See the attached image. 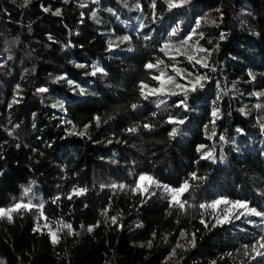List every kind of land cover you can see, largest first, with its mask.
Returning <instances> with one entry per match:
<instances>
[{
    "label": "trees",
    "instance_id": "1",
    "mask_svg": "<svg viewBox=\"0 0 264 264\" xmlns=\"http://www.w3.org/2000/svg\"><path fill=\"white\" fill-rule=\"evenodd\" d=\"M0 56V208L43 204L0 218V262L264 264V216L200 207L264 212V0H0Z\"/></svg>",
    "mask_w": 264,
    "mask_h": 264
},
{
    "label": "snow or ice",
    "instance_id": "2",
    "mask_svg": "<svg viewBox=\"0 0 264 264\" xmlns=\"http://www.w3.org/2000/svg\"><path fill=\"white\" fill-rule=\"evenodd\" d=\"M31 0H25V4H28L30 3ZM188 0H179V2H177V0H166V3L168 4V7L169 9H172V8H178V7H181L184 3H187ZM83 6V5H82ZM60 13L59 12H56L55 15H59ZM200 27V24L199 22H197L196 24V27L192 30V33L191 35H189L186 39L182 40L180 42V45L179 47L177 48V51L179 52L181 48H183L185 45H187L188 41L192 39V36L193 35H196V29H198ZM172 35H176V31H173ZM200 36L201 38H203V33H200ZM129 38L128 37H123V40H128ZM221 39H223V34L221 35ZM112 47V44L110 43L109 44V48ZM169 45H165V48H168ZM196 51L198 52H204V53H208V49H205V48H197ZM188 59L191 61V60H196L195 56H189ZM159 63H163V61H160ZM196 63H201V60H196ZM159 65H153V64H148L146 65V67L148 68H153V67H158ZM202 66L204 67H207L208 65L207 64H203ZM97 71H102V69H99V68H96L93 72H92V75H95ZM173 71L177 73V75H180V72L181 70L180 69H177V68H173ZM191 75V74H189ZM165 77V72L164 71H161L159 76H153V79L154 80H157L159 81L160 83V87L159 88H154V89H151L150 91L153 93V94H162L164 93V90H165V84L168 83V84H173L175 83L174 82V78L173 77H167V79L165 80L164 79ZM61 79H63V77H61ZM205 77L204 76H199L195 83L192 85V88L191 90L192 91H195L196 90V86L197 85H200V82L202 80H204ZM71 83V81L69 82ZM202 86V85H201ZM148 86L147 85H141V88L144 89V88H147ZM175 87L177 88H181L183 87L182 85L180 84H175ZM40 92H45L47 91L46 88H41L39 89ZM187 91V89H186ZM81 92L83 93V90H81ZM143 94V92H142ZM169 94L171 95H175L176 93L175 92H170ZM135 107V106H134ZM217 113L216 111L214 110L213 111V116H216ZM97 120V123H99V117L96 118ZM174 123H183V121H172ZM145 127H148V125H145ZM136 129H129L128 131L132 132V131H135ZM83 134V133H81ZM172 136H175L176 135V132L175 130L171 133ZM212 156V153H208L206 156L202 157L204 159H207V158H210ZM195 174H193V179H195ZM139 180L141 182L143 181H148L150 182V184H155L157 187H160L161 185L159 184V182L153 180L152 177L150 176H146V175H141L139 177ZM113 188H117L119 187L121 190L124 189L126 186L121 184V185H112ZM164 188V191L167 192L170 197H171V203L174 205V206H178L181 210H183L185 208V205H186V201H182L180 199V197L183 195V193L185 191L188 190L189 188V184L187 182H185L180 188H171L167 185H164L163 186ZM148 190V187L145 186L144 188H141L140 184L138 183L136 185V187L133 189V191H147ZM30 191V189H25V194H27L28 192ZM87 190L86 189H78L76 190V194H84ZM69 199H71V197H69ZM220 204H224V205H231L229 208L226 209V214L225 216L223 217V219H227L228 216L227 214L228 213H233V210H244L242 211L240 214L243 215V214H246V213H251L252 215H255V216H264V212H258L255 208H249L248 207V204L246 202H242V201H235V202H230L226 199H217V200H214L212 201L211 204H201L200 207L201 208H204V209H207V208H212V209H216L218 205ZM33 207H36L37 208V211H39L40 215L43 217V204H39V205H32L31 202H28V203H16L15 205H13V207L11 208H8V209H3V208H0V218H4V217H7V219L9 220V222H11L12 220V213L13 212H16L18 210H21V209H24V210H30L31 208ZM106 214V213H105ZM237 218H239L237 216ZM46 219V217H45ZM112 222L115 223L116 220H115V217H112ZM218 222L219 221V218H218ZM201 223H204L203 220H201ZM98 226V225H97ZM63 228H67L69 230V232L71 233L72 232V226L71 224H63L62 225ZM37 231L40 230L39 226L37 227L36 229ZM87 231L88 232H91L93 231V226H89L87 228ZM49 234L51 235L52 237V242L53 243H56L58 242V237H57V233L52 231L51 228H49ZM193 243H194V239H193ZM259 244V248H264V236H262L260 238V241L258 242ZM180 245H178L179 247ZM245 248L247 249V246H245ZM253 251H256L258 255L260 254H264V253H260L258 250H257V247L254 245L253 248H252ZM0 264H3V262H0Z\"/></svg>",
    "mask_w": 264,
    "mask_h": 264
},
{
    "label": "rangeland",
    "instance_id": "3",
    "mask_svg": "<svg viewBox=\"0 0 264 264\" xmlns=\"http://www.w3.org/2000/svg\"><path fill=\"white\" fill-rule=\"evenodd\" d=\"M198 21V20H197ZM25 59L27 60L28 59V57L26 56L25 57ZM2 60V56H0V61ZM141 175H146V176H149V175H147V174H141ZM140 175V176H141ZM139 176V177H140ZM139 181V184H140V186H141V188H144L146 185H150V182H148V181H143V182H141L140 180H138ZM181 198V197H180ZM254 217H256L255 215H253ZM260 218H262V216H260ZM263 219H264V217H263Z\"/></svg>",
    "mask_w": 264,
    "mask_h": 264
}]
</instances>
